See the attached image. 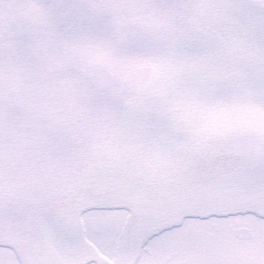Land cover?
<instances>
[{"label":"snow or ice","instance_id":"obj_1","mask_svg":"<svg viewBox=\"0 0 264 264\" xmlns=\"http://www.w3.org/2000/svg\"><path fill=\"white\" fill-rule=\"evenodd\" d=\"M0 264H264V0H0Z\"/></svg>","mask_w":264,"mask_h":264}]
</instances>
